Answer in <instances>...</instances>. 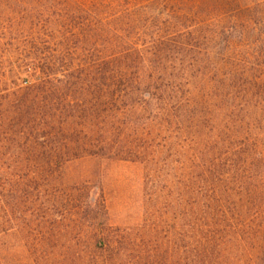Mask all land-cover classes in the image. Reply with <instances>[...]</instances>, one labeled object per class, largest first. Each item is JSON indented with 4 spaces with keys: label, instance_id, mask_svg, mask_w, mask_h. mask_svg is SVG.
I'll use <instances>...</instances> for the list:
<instances>
[{
    "label": "trees",
    "instance_id": "1",
    "mask_svg": "<svg viewBox=\"0 0 264 264\" xmlns=\"http://www.w3.org/2000/svg\"><path fill=\"white\" fill-rule=\"evenodd\" d=\"M147 1L3 17L0 264H264V21L240 0ZM219 6L239 14L211 25ZM85 158L142 166L143 225L67 182Z\"/></svg>",
    "mask_w": 264,
    "mask_h": 264
},
{
    "label": "rangeland",
    "instance_id": "2",
    "mask_svg": "<svg viewBox=\"0 0 264 264\" xmlns=\"http://www.w3.org/2000/svg\"><path fill=\"white\" fill-rule=\"evenodd\" d=\"M63 1V0H61ZM90 1V0H84ZM129 3L144 4L147 0H121ZM169 1V0H163ZM217 4L233 5L236 0H209ZM3 11L0 18V33L3 30V17L9 13L15 17L19 15L28 16L30 13V3L33 2H57L60 0H0ZM198 2H202L199 0ZM240 13L243 18L253 22L264 21L261 9L256 8L252 3L253 0H240ZM13 5H18V11L13 10ZM29 5V6H28ZM35 8L38 9V6ZM34 10V7L32 8ZM222 6L218 10H214L208 17L212 24H221L220 20L235 19L237 17V9H231L225 12ZM252 10V11H249ZM235 11V12H234ZM232 12V13H231ZM258 15V16H256ZM257 31H264L259 28ZM208 48L214 58V62L220 64V59L225 58V39L218 38ZM65 178L68 183L85 182L91 185L95 190L103 192L110 213L111 223L120 227H136L144 223L146 212L143 206V185H144V169L142 166L125 162H109L97 158H85L74 162L67 167Z\"/></svg>",
    "mask_w": 264,
    "mask_h": 264
}]
</instances>
